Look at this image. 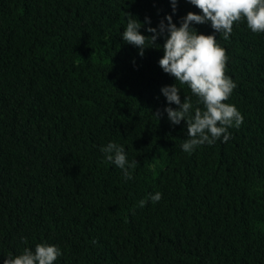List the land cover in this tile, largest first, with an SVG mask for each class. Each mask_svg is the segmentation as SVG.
Instances as JSON below:
<instances>
[{
	"label": "trees",
	"instance_id": "1",
	"mask_svg": "<svg viewBox=\"0 0 264 264\" xmlns=\"http://www.w3.org/2000/svg\"><path fill=\"white\" fill-rule=\"evenodd\" d=\"M188 12L201 14L187 0L174 15L170 0H0V264L41 242L60 248L54 264H264V33L245 20L217 34L243 123L190 153L185 122L163 113L162 48L140 57L122 39L126 13L151 35ZM109 142L137 161L133 179Z\"/></svg>",
	"mask_w": 264,
	"mask_h": 264
},
{
	"label": "clouds",
	"instance_id": "2",
	"mask_svg": "<svg viewBox=\"0 0 264 264\" xmlns=\"http://www.w3.org/2000/svg\"><path fill=\"white\" fill-rule=\"evenodd\" d=\"M200 10L201 14L188 12L179 21V26L173 22L172 15H167L159 21L157 27H146L151 35L141 34V28L151 24L145 18L142 24L138 18L126 13L127 24L122 33L126 44L139 49L138 55L143 57L146 49L163 50V57L158 61L165 74L174 77L175 83L161 88V94L166 98L168 107L163 109L167 118L174 126L185 122L187 139L181 144L184 152H193L197 147L213 145L223 137V141L230 139L228 129L239 128L243 123V116L232 104H226L236 84L230 77L225 76L226 50L217 42V34L224 40L230 38L234 22L242 23L253 33H264V0H187ZM172 13H176L178 0H170ZM243 18V19H242ZM166 21V22H165ZM210 24L212 35L200 34L193 25ZM163 39L161 45L158 40ZM187 85L197 104L193 114L191 97H184L181 101L180 88L176 82ZM176 105V108L171 105ZM160 119L162 113L158 110L152 114ZM100 151L105 159L114 164L123 173L125 181L133 179L132 172L138 166L136 160L129 162L123 146L109 142ZM162 198L160 192L150 194L153 204ZM147 200L139 201L144 207ZM24 243H27L24 238ZM62 255L60 248L47 242L36 244L34 250L25 248L19 255L8 254L3 264H54Z\"/></svg>",
	"mask_w": 264,
	"mask_h": 264
}]
</instances>
